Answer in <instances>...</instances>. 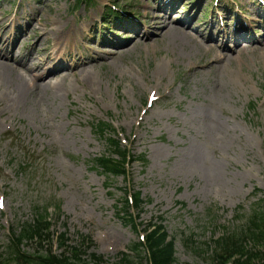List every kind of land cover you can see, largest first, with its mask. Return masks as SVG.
I'll list each match as a JSON object with an SVG mask.
<instances>
[{
  "label": "rangeland",
  "instance_id": "1",
  "mask_svg": "<svg viewBox=\"0 0 264 264\" xmlns=\"http://www.w3.org/2000/svg\"><path fill=\"white\" fill-rule=\"evenodd\" d=\"M164 1L52 0L42 11L43 20L58 19L66 27L61 31L82 27L74 53L103 63L64 81L40 76V86L27 97L9 94L0 101V264H31L10 254L11 237L46 208L54 232L67 233L71 245L90 237L95 250L87 253L102 255L106 264H116L155 224L173 240L177 264H216V238L241 237L248 220L264 215V27L252 15L251 0H179L174 10H165ZM25 4L0 0V50L7 47L17 56L23 47L22 54L35 56L34 66L46 57L64 58L56 34L47 43L37 28L24 31L34 15ZM29 4L34 12L43 6L42 0ZM210 6L236 10L259 38L253 43L259 50L226 51L228 59L209 69L197 42L188 38L195 49L186 51L157 33L162 27L154 24L157 18L170 16L171 25L186 18L200 30L204 47L216 41L234 50L233 40L219 29L234 32L236 15L221 11L209 27L203 12ZM110 7L123 25L116 28L122 40L117 43L108 41L114 35L98 33L114 28L105 17ZM211 30L215 41L208 38ZM151 94L158 98L152 104ZM98 122L111 124L136 156L129 178L105 176L95 163L109 150L94 129ZM125 191L140 193L143 202L140 211L131 210L136 228L117 213ZM20 249L33 258L39 247L25 242ZM51 249L58 252L57 244ZM129 255L140 259V252Z\"/></svg>",
  "mask_w": 264,
  "mask_h": 264
},
{
  "label": "bare ground",
  "instance_id": "2",
  "mask_svg": "<svg viewBox=\"0 0 264 264\" xmlns=\"http://www.w3.org/2000/svg\"><path fill=\"white\" fill-rule=\"evenodd\" d=\"M25 1L26 4L24 5L23 9L31 10L34 15L28 20V26L24 29V31L29 32L37 28L41 32V36L39 39L47 43L49 42L50 33L53 32L57 35V37L54 39L55 46H59L64 49V51L60 52L59 55H65V57L55 60H52L50 57H46L42 62H40L38 66H34L31 63L33 62L35 56L30 55V53L22 54L23 47H20L19 55H14L13 59L9 56L12 52L8 50L9 48L6 47V50H0V101L9 98V94H15L19 98L27 97L31 91L37 89L40 86V83L37 82V79L40 76L44 78L46 75L52 74L53 76H57L58 78H60V80L64 81V79L67 78L70 74H73L78 70H87L103 63V60L100 58L86 59L87 57H84L83 55L78 56L74 53V49L79 44L77 41L78 37L84 32V29L82 27L73 28V26H70L68 30L63 29L64 31H61V28L66 27H62L58 19H42V11L45 7H49L51 5L52 0H42V8L35 12L30 6L29 0ZM175 3V0L169 1L166 5H164V9L172 10L173 8H175ZM257 8L259 11H255L259 13V16L262 17L261 19H259V23L264 24L262 15L264 14V9L260 6H257ZM168 19H170V16H167V20ZM167 20H163L161 18H157L155 20V25L162 26L157 32L159 33L161 38L163 40H166L167 42L171 41L176 48L186 51L195 49V45L191 44L188 38L195 43L197 42L207 56V61L204 65L205 67L209 69L218 68L219 63L224 61L229 56L227 52H224L226 48L224 46L218 47L216 43L207 44L204 47L202 41L198 39V36H200L199 29H196L194 26H192L189 22V19L182 18L181 20L175 21V24L173 25H171V23ZM209 27H211V25H209ZM137 28L140 29V27ZM136 32L138 37L141 36L140 31ZM224 34H228L227 29L221 30V35ZM149 35L150 34H146L141 38L142 41L137 44H142L141 42L145 41V39H148ZM214 36L215 34L211 32L208 37L212 39V41H214ZM241 39H247L250 41L245 48H242L240 45ZM113 40L115 41L114 43L122 41L116 36ZM232 40L234 42L235 52H238L237 54L239 55H244L246 50H250V52L259 50V46L252 43L258 40L253 37L249 27H241L234 33ZM17 48H19V46H17ZM227 51L230 50L228 49ZM22 56H29V59L24 60L21 58ZM57 56H55V58ZM70 60H72V63H70ZM43 67L45 68L44 73H40L42 72ZM191 69L197 72L201 71L198 66H192ZM163 72L164 65L160 64L157 68V73L162 74Z\"/></svg>",
  "mask_w": 264,
  "mask_h": 264
},
{
  "label": "trees",
  "instance_id": "3",
  "mask_svg": "<svg viewBox=\"0 0 264 264\" xmlns=\"http://www.w3.org/2000/svg\"><path fill=\"white\" fill-rule=\"evenodd\" d=\"M100 132L104 130V125L101 124L98 126ZM110 144L115 148L117 154L120 156V159H114L111 157H101L96 159V163H98L105 173H109L111 175H125L126 167H125V153L120 149V145L118 142H115L114 139H110ZM142 201L139 196L135 195L133 202L130 201L127 197L123 199L122 209L127 210L131 209V207L140 208ZM49 229V226H44V222L42 220H36L33 224L28 226L23 234L19 236V242L23 239H34L35 236L41 238V233L45 230ZM63 240L67 241L68 238L65 235H62ZM85 240V239H84ZM245 241V240H244ZM62 244V243H61ZM84 245V242L82 243ZM140 245L141 247H145L146 251L149 255L148 264H175L174 257V244L172 241L167 240V235L163 230V227L158 226L155 230L149 232L146 235L145 244H136L135 247L138 249ZM242 245V243L240 244ZM63 246V244H62ZM219 246V245H218ZM238 243H224V246H219V249L222 250L221 256L219 258H223L225 261L224 264H227L233 257L239 255V257H245L247 262H239L240 259L236 260V264H261L264 261V258L252 257L242 249L238 250ZM244 248V247H242ZM73 255L63 256V255H52L46 256L42 255L39 257L38 264H80L82 262L79 255L83 254V251L78 250L77 248H73ZM235 250V251H234ZM92 258L97 259L100 262L102 258L100 256L91 255ZM225 257V258H224ZM118 264H135L133 260H131L125 254H122L121 259ZM143 264V263H140Z\"/></svg>",
  "mask_w": 264,
  "mask_h": 264
}]
</instances>
